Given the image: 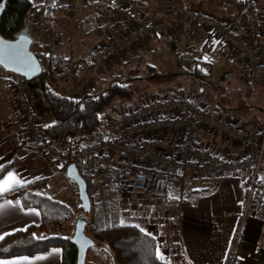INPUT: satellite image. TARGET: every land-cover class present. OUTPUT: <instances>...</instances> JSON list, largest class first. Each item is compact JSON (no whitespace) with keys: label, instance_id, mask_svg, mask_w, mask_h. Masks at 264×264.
Listing matches in <instances>:
<instances>
[{"label":"crops","instance_id":"crops-1","mask_svg":"<svg viewBox=\"0 0 264 264\" xmlns=\"http://www.w3.org/2000/svg\"><path fill=\"white\" fill-rule=\"evenodd\" d=\"M31 1L36 6H47L51 10L49 21L59 34L60 58L63 61L82 64L78 78L73 79L64 76L54 68V78L64 89L73 88L78 79L92 68L97 54L113 42L114 38L129 30L131 19L115 10L111 0H77L82 2L85 12L82 17L72 21H65L59 15L63 8L60 2L48 6L45 0H38V3ZM70 1L65 8L76 7V0ZM219 1L211 0V7L215 4L217 8L206 12L216 15L218 11L220 17L238 26V20L235 18L237 2L230 0V5L224 6L219 4ZM199 4L203 3L198 0H140L139 10L152 21L162 22L186 8L201 10L202 7ZM260 7L264 14V0L260 1ZM209 40V36L198 28L184 27L167 34L163 39L150 40L149 43L138 47L127 61L114 66L112 73L106 77L107 80L114 77L128 80L132 86L143 88L135 93L130 101L120 100L121 104L112 111L125 104H144L181 95L201 107L219 110L223 118L234 125H243L254 117L264 118L254 100L257 87L242 81L239 74L240 83L233 85L232 89L227 91L228 97L225 102H222V99L216 100L221 106H225L221 107L222 109L218 107L213 97H208L204 91L200 93L196 85L191 90L186 85L182 88L179 85L171 88L165 86L167 84H159L158 80L145 79L150 74V68H153L151 70L160 76L158 78L170 76L165 72L166 66L158 64L161 61L158 58L160 54L167 55L172 52V47H177L178 63L182 66L180 54L183 50L188 47H203ZM204 54L199 62L202 61L206 65H209L211 55L227 56L221 46L217 49L208 48ZM205 57L208 59L205 60ZM195 69L196 65L189 70L190 73ZM197 73L198 70L194 75L189 74L190 80L197 82L199 78ZM170 77L173 78V82H178L181 74L174 73ZM107 80L106 82H103V78L98 80L89 93H97L99 88L105 89L108 85ZM53 122L47 119L44 124L52 126ZM24 128V120L18 113L15 94L3 79H0V165L6 168L1 179H4L11 171L13 174L18 173V178L28 181L13 191L0 194V234L8 233L4 238L42 223V214L37 207H24L22 189L34 191L37 195L45 196L66 206L77 217L82 207L76 184L67 177L66 171L55 158L27 139ZM109 136L111 133L105 126L100 128L93 138L103 139ZM156 137L158 135L154 133L146 139ZM198 137L209 150L224 154L229 159L241 157L238 147L214 138L205 130H200ZM169 138L174 142L177 141L176 151L179 152L180 138L176 136H169ZM128 175L131 176V173ZM130 176H125L117 189L104 192L101 205L104 209L114 210L113 214L121 225L136 226L154 237L158 241L159 252L163 254L164 262L168 264H264V202L251 207L245 224L241 227L248 187L245 178L239 176L197 177L194 184L189 187L184 202L180 204L177 200L168 198V192L171 189L157 199H148L133 192L130 188ZM9 201L12 203H8ZM29 209H35L36 212H30ZM88 229L89 227L86 233L96 245L99 241L93 238V232ZM239 235V248L234 255ZM102 251L106 258L104 262L101 261V264H118L117 260L115 262L111 256V252H107L105 248H102ZM62 256L60 248H52L44 254L0 261L19 262V264H62ZM23 257H27L28 260L23 261L21 259ZM37 257H43V259H36ZM90 264L100 263L93 260Z\"/></svg>","mask_w":264,"mask_h":264},{"label":"built area","instance_id":"built-area-1","mask_svg":"<svg viewBox=\"0 0 264 264\" xmlns=\"http://www.w3.org/2000/svg\"><path fill=\"white\" fill-rule=\"evenodd\" d=\"M130 20L129 30L114 38L96 56L93 67L71 89H64L54 79V68L68 78H78L82 69L79 62L59 59V34L50 21L37 14L32 18L30 33L35 39V55L45 58L43 75L49 86L69 99H80L92 90L96 81L111 67L128 60L135 50L150 40L163 39L184 27L198 28L210 33L215 46L221 44L227 56L239 66V77L250 86L264 83V14L261 0H245L246 7L238 26L227 19L186 8L162 22L152 21L139 10L140 0H111ZM200 47H188L180 54L181 65L191 69L199 57ZM14 92L17 109L24 120L27 139L46 154L55 158L64 171L73 164L86 180L91 203H102V195L117 189L125 176H130V188L148 199L163 197L182 204L189 187L197 177L224 178L239 176L248 183L246 204L241 227L250 209L264 202V118L254 117L243 125H234L223 118L219 110H209L194 104L181 95L165 100L136 105L125 104L111 111L107 130L111 136L83 142L70 159L55 146L42 129L41 119L29 93V81L8 73L3 77ZM200 130L236 146L241 157L229 159L224 154L209 150L198 137ZM158 137L146 139L151 134ZM178 137L180 151H176ZM79 164V165H78ZM127 174V175H125ZM53 234H45L44 238ZM60 236L66 237V233ZM238 236L234 255L239 248Z\"/></svg>","mask_w":264,"mask_h":264},{"label":"trees","instance_id":"trees-1","mask_svg":"<svg viewBox=\"0 0 264 264\" xmlns=\"http://www.w3.org/2000/svg\"><path fill=\"white\" fill-rule=\"evenodd\" d=\"M198 1L210 5L211 0ZM245 7L246 1L238 0L236 20H239ZM37 14L48 20L51 19V10L47 6H36L31 0H8L6 11L0 23V35L7 40H15L22 33L31 35V21ZM205 34L209 36L210 40L203 47H200L196 66L201 57L205 55L206 49H217L221 46L224 52V46L221 44L215 46V39L212 34ZM36 56L42 64L45 63V58ZM59 59L61 58L59 57ZM113 68L111 67L106 71L102 77L103 82H106V76L112 73ZM151 69L153 68H150V74L145 79L158 80L160 76ZM195 71L196 69L190 75H194ZM5 74L8 73L0 67V79H3ZM198 76L201 80L206 81L200 75ZM107 81L108 85L105 89L100 92L97 91V93H89V91L80 99H69L56 93L49 86L47 78L43 74L28 85L33 105L41 119L42 129L55 146L64 151L70 159L83 142L90 141L100 128L107 127V118L116 100L130 101L133 95L143 88L132 86L130 81H124L117 77ZM47 119L54 121V125L46 126L44 123ZM5 171L6 168L0 170V179ZM77 194L79 197L78 192ZM21 195L24 207H37L40 210L42 223L39 226H31L26 231H20L4 238L0 242V260L22 256L29 257L44 254L52 248H60L63 253L62 264H77L78 249L71 242L73 234L70 233V228L75 229L78 220H86L79 217L75 222L76 215L69 208L45 196L37 195L34 191L22 189ZM101 204L103 202L92 203V219L89 223V229L93 232V238L96 241L105 242L109 245L118 264H168L157 257L158 241L154 237L144 231L142 232L136 226L121 225L113 214L114 210L111 208L104 209ZM81 211H84L83 207H81ZM97 222L100 227L96 226ZM101 224L106 227L102 228ZM61 233H66L67 236H60ZM44 234H53V236L44 238Z\"/></svg>","mask_w":264,"mask_h":264},{"label":"rangeland","instance_id":"rangeland-1","mask_svg":"<svg viewBox=\"0 0 264 264\" xmlns=\"http://www.w3.org/2000/svg\"><path fill=\"white\" fill-rule=\"evenodd\" d=\"M33 1L35 3H38L37 2L38 0H33ZM45 2H47L48 6L54 5V3H56V2L62 3L63 8L60 10L59 15H61V17L63 19H65V21H72L78 17H82L84 15V12H85L82 2H79V1L77 2V0L75 3V5H76L75 8L74 7L73 8H68V7L65 8L66 4L67 5L70 4V2H71L70 0H67V1L45 0ZM230 2H231L230 0H220L219 4H224V6H226V5H230ZM232 2L236 3V2H238V0H232ZM203 4H200L202 7L201 10H203V12H206V11L211 12L212 10L217 8L214 6L215 4L213 5V7H211V5H208L206 3H203ZM210 14H212V13H210ZM216 16L220 17L218 11L216 12ZM220 18H222V17H220ZM59 45H60V42H59ZM176 50H177V47L176 48L172 47L171 53H168L167 55L166 54H163V55L160 54L158 58L161 61H159L158 64H162V65L166 66L165 72L168 75L171 76L174 73H179V74H181V77L179 78L178 82L177 81L173 82V80H172L173 78L170 76H167L164 78H159L158 79V82L160 81L159 84H162V85L167 84L165 86L171 87V88H173L174 86L178 87V85H179V87L182 88L183 86L185 87V85H186L187 87L190 88V90L193 89V86L196 85V86H198L200 93H202L204 91V93H206V95L208 97H213V100L218 105V107H220V109L225 107L224 105L221 106V104H219L218 101L216 102V100L220 101L222 99V102H225V99L228 97L227 91L232 89L233 85L236 86L237 84L240 83L239 82L240 80L238 77L239 66L234 61L233 57L216 54V55H211V60L209 61V65L204 64L202 61L199 62L198 65L196 66V70H198V73H199V74L197 73V75H200V77L205 79L206 81L200 80L198 78V81L194 82L193 80H190V78H189L190 76H188L190 74L189 70H191L192 68L188 69V68H185V67L179 65ZM87 72L84 75H82L78 80H81L87 74ZM160 73L161 72H159V74ZM160 75H162V74H160ZM167 81H170V82H167ZM168 83H170V84H168ZM102 89L103 88H99L98 91L100 92ZM223 89L225 92L222 91ZM196 90H198V89L196 88ZM254 100L256 101V103L259 107V110L262 111L261 113L264 116V113H263L264 112V83L258 85L257 88H255ZM120 104L121 103L116 100L114 102V106L112 108H115V107L119 106ZM91 214L92 213H86L84 211H81L79 216L78 217L76 216L75 222L79 217L84 218L85 220H87L86 222L88 223V227H89V223L91 222V219H92ZM96 226L100 227V224H98V222H97ZM101 226H103V224H101ZM105 227L106 226L104 225L102 228H105ZM70 231L68 230V232H70L71 234L74 233V232H72V231H74L73 228H70ZM102 248H105V250H107V252H111L110 254H112L111 256H113V258L116 262V256H115L114 252L110 249L109 245L105 242H97L96 245L88 251L87 259H86L87 264H90V262L93 260L98 261V263H100V264H101V261L102 262L105 261L106 255L102 251Z\"/></svg>","mask_w":264,"mask_h":264},{"label":"water","instance_id":"water-1","mask_svg":"<svg viewBox=\"0 0 264 264\" xmlns=\"http://www.w3.org/2000/svg\"><path fill=\"white\" fill-rule=\"evenodd\" d=\"M8 0H0V23L6 11ZM35 40L28 33L18 35L15 40H7L0 35V67L7 73L25 77L29 82L43 74L42 63L33 53L32 46ZM67 177L73 181L79 193V199L86 213H91L92 203L87 194L86 180L80 174L78 167L73 164L66 170ZM88 223L78 220L71 242L78 249L77 264H86L88 251L95 246V241L87 235Z\"/></svg>","mask_w":264,"mask_h":264},{"label":"snow or ice","instance_id":"snow-or-ice-1","mask_svg":"<svg viewBox=\"0 0 264 264\" xmlns=\"http://www.w3.org/2000/svg\"><path fill=\"white\" fill-rule=\"evenodd\" d=\"M205 60H207L208 58L205 57ZM0 62H2V60H0ZM55 123V122H53ZM3 165H0V170H3ZM19 174H13V172L9 171L7 173V176L4 179H0V194L9 192V191H13L16 188L22 186L24 183H27L28 181L23 180L22 178H18ZM8 203H12L11 201H9ZM30 212H36L35 209H29ZM37 215L39 213H36ZM23 230H27V229H23ZM141 231L143 232L144 230L141 229ZM5 235H8V233L5 234H0V240H3ZM59 251V250H56ZM157 257L160 258L161 260L164 259L163 254H161L158 250H157ZM23 261H27L28 258L27 257H23L21 258ZM36 259H43V257H37ZM0 264H19V262H6V261H0Z\"/></svg>","mask_w":264,"mask_h":264}]
</instances>
